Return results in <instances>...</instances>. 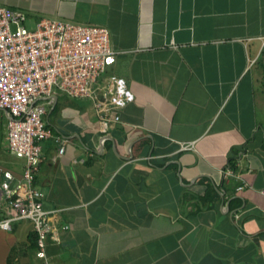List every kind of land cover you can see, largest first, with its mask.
Segmentation results:
<instances>
[{
    "label": "crops",
    "instance_id": "0c3cea01",
    "mask_svg": "<svg viewBox=\"0 0 264 264\" xmlns=\"http://www.w3.org/2000/svg\"><path fill=\"white\" fill-rule=\"evenodd\" d=\"M0 6L107 28L116 62L95 89L118 78L134 97L103 121L92 98L54 89L33 182L49 264H264V0ZM8 121L0 110V221L26 164ZM34 234L28 219L0 228V264H45Z\"/></svg>",
    "mask_w": 264,
    "mask_h": 264
},
{
    "label": "built area",
    "instance_id": "2783aa9c",
    "mask_svg": "<svg viewBox=\"0 0 264 264\" xmlns=\"http://www.w3.org/2000/svg\"><path fill=\"white\" fill-rule=\"evenodd\" d=\"M27 21L24 11L0 6V110L9 117V151L26 160L21 179L8 190L10 216L0 221V228L8 230L14 220H31L37 233V256L49 264L46 247L53 230L52 217L43 208L45 194L33 182L43 143L53 138L45 116L53 105L54 89L70 97L92 98L103 121H119L118 112L134 97L118 78L95 89L116 62L107 28L43 19L35 29H29ZM63 151L62 146L59 152ZM246 186L243 183L238 190Z\"/></svg>",
    "mask_w": 264,
    "mask_h": 264
},
{
    "label": "rangeland",
    "instance_id": "374dc122",
    "mask_svg": "<svg viewBox=\"0 0 264 264\" xmlns=\"http://www.w3.org/2000/svg\"><path fill=\"white\" fill-rule=\"evenodd\" d=\"M37 21H32V20H29L27 21V28L29 29H35L36 28V25H37Z\"/></svg>",
    "mask_w": 264,
    "mask_h": 264
},
{
    "label": "trees",
    "instance_id": "16d2710c",
    "mask_svg": "<svg viewBox=\"0 0 264 264\" xmlns=\"http://www.w3.org/2000/svg\"><path fill=\"white\" fill-rule=\"evenodd\" d=\"M34 232H35V234H34V236H32L31 242H33L34 246H36V248L39 250V247L37 244V233H36V231H34Z\"/></svg>",
    "mask_w": 264,
    "mask_h": 264
}]
</instances>
